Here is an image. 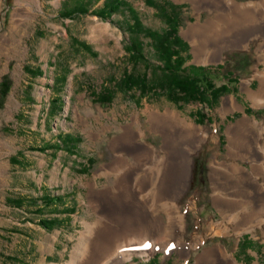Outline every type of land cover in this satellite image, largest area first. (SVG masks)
Listing matches in <instances>:
<instances>
[{
	"label": "rangeland",
	"instance_id": "obj_1",
	"mask_svg": "<svg viewBox=\"0 0 264 264\" xmlns=\"http://www.w3.org/2000/svg\"><path fill=\"white\" fill-rule=\"evenodd\" d=\"M231 1L239 9L253 5L261 14L257 22L264 19V0ZM107 2L0 0V264L69 260L83 226L98 221L96 196L119 194V181L103 170L113 164L110 144L131 131L157 155L142 171L149 219L153 193L165 188L170 173L160 129L181 150L191 138L195 146L182 168L183 188L169 202L177 210L175 220L183 221V230L173 224V237L182 239L190 255L176 247L146 249V255L120 264H207L197 258L216 245L236 264H264V216L251 218L237 232L236 223L253 209L248 206L232 224L216 208L224 200L219 174L235 186L233 171L251 176L257 164L264 170V102L248 94L259 93L264 76V39L253 33L239 46L216 51L213 40H227L229 32L248 24L238 12L217 17L200 0H118L112 13ZM207 25L212 27L203 36L208 47L196 60L185 35ZM172 28L183 43L174 47L183 61L180 68H209L213 85L225 84L227 92L216 98L205 94L203 102L175 103L159 91L167 78L159 46ZM129 41L137 43L145 64L130 61ZM126 74L146 76L154 90L145 96L123 90ZM244 120L259 133L250 155L236 132ZM200 130L208 137L196 147ZM253 178L264 192V178ZM156 206L163 226H169L165 206ZM49 219L56 223L51 230L39 222ZM224 227L226 234L217 231Z\"/></svg>",
	"mask_w": 264,
	"mask_h": 264
},
{
	"label": "bare ground",
	"instance_id": "obj_2",
	"mask_svg": "<svg viewBox=\"0 0 264 264\" xmlns=\"http://www.w3.org/2000/svg\"><path fill=\"white\" fill-rule=\"evenodd\" d=\"M200 1L204 4L205 9H208L210 12H215L217 17L220 16L221 18L227 12H238V14L240 13L245 17L246 23L248 24L245 30L238 32L235 29L229 32V38L227 40L220 42L213 40V47L216 51H222L230 46H239L253 33L254 36L258 37L257 34H259L264 39V19L257 22L255 16L261 14L257 12V9L253 5L249 4L239 9L231 0ZM211 28V25H207L203 30L198 28L189 29L185 35L193 47V54L196 60H201V54L208 47L203 42V36L210 35ZM260 82L261 85L258 94L248 93L258 103L264 102V76L260 78ZM229 102L230 105H233V98L230 97ZM153 121L154 119L151 118L150 122L152 123ZM160 132L164 137L162 146L163 153L166 158L169 156L170 160L169 164H167L170 173L165 188L156 189L153 193L154 206L148 209L150 210L148 213L149 219H145L147 208L144 203V196L147 181L143 179L142 171L148 165L147 163L156 161L157 155L151 146L140 143L135 133L131 131L126 137L114 140L110 144L115 153L113 164H111L110 169L103 170L106 173H113L115 175L120 185L119 194L96 196V200L93 203V212L97 215L98 221L93 225L85 224L83 226V230L79 232L77 243L69 254V260L64 264H120L130 261L133 256L146 255L144 252L146 249L154 251L157 249L164 250L166 247L170 249L176 247L182 251L181 253L184 251L186 257L190 255L182 239L173 237V233H175L173 232V224L177 223L179 228L183 230V221L175 220L174 216L177 214V210L169 202L174 200L181 191L180 189L183 188V184L180 182L181 177H183L182 168L188 161V155L193 152L195 146H193V139L191 138V141L185 147H182L181 150L177 142L170 140L168 142L165 139L167 134L162 129H160ZM236 132L238 135L241 134L243 136L244 140H242V143L246 144L248 155H250L253 147L257 144V136L259 133H254L246 120L237 126ZM196 134H198V140L195 141L197 147V143L208 137V134L202 130ZM230 141L231 136L229 137V143ZM126 154L131 156L135 165L129 162L127 157H125ZM255 161L258 163L259 160ZM257 165L258 167L255 173L251 176L245 175L242 171H233L237 175L238 180L235 186H233L231 181L226 180L225 177L221 178V174L217 176L218 185L220 184L223 187L222 194L224 200L216 208L224 220H226L225 222L236 223L240 219L239 214L243 210L248 206L253 209L250 216L245 215L244 220H241L240 224L236 223L234 230L237 232H239L238 230L244 224L249 223L251 218H255L258 214L264 216L263 188L261 189L253 185L254 176L264 178L263 167L259 164ZM156 205L161 208L165 206V212L170 218L169 226H163L157 214L160 209ZM101 222L103 226L100 225ZM126 222L129 225L123 224ZM225 229L228 230L227 227H224V230L220 228L217 231L226 234L227 231ZM145 245L149 246L145 247ZM197 263L236 264L232 254H228L225 248L219 245L205 249L197 258Z\"/></svg>",
	"mask_w": 264,
	"mask_h": 264
},
{
	"label": "trees",
	"instance_id": "obj_3",
	"mask_svg": "<svg viewBox=\"0 0 264 264\" xmlns=\"http://www.w3.org/2000/svg\"><path fill=\"white\" fill-rule=\"evenodd\" d=\"M118 0H108L107 6L110 12H114V8L117 6ZM86 13V11H84ZM102 12H96L95 14L100 17H107ZM94 14V13H93ZM167 37H163L160 42L159 52L164 58V67L167 71V78L162 81V85H159L158 89L166 94L167 99L172 102H203L205 94H210L216 98L223 92H227L228 88L225 84L219 87L213 85V72L211 73L209 68L197 67L188 69H181L183 63L182 58L178 56V49L174 47L182 46V42L175 35V28L168 31ZM168 40L170 42H168ZM172 43V44H171ZM129 53L130 61L137 65L139 63L145 64L147 61L143 56L137 43L129 41L126 47ZM229 81V80H228ZM121 87L125 91L131 89H137L140 91L142 96H145L151 88L148 83L146 76H134L132 74H126L121 80ZM200 114L197 115L198 122L202 123ZM40 224L47 230H51L56 226L55 220H40Z\"/></svg>",
	"mask_w": 264,
	"mask_h": 264
},
{
	"label": "snow or ice",
	"instance_id": "obj_4",
	"mask_svg": "<svg viewBox=\"0 0 264 264\" xmlns=\"http://www.w3.org/2000/svg\"><path fill=\"white\" fill-rule=\"evenodd\" d=\"M149 245H145V247H148Z\"/></svg>",
	"mask_w": 264,
	"mask_h": 264
}]
</instances>
